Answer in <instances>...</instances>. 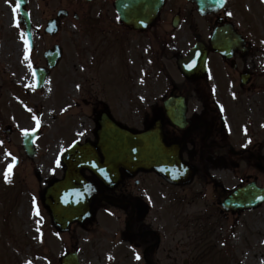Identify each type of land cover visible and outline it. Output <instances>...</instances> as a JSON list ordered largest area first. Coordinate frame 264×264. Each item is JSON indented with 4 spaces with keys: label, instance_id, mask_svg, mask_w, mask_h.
Here are the masks:
<instances>
[{
    "label": "flooded vegetation",
    "instance_id": "1",
    "mask_svg": "<svg viewBox=\"0 0 264 264\" xmlns=\"http://www.w3.org/2000/svg\"><path fill=\"white\" fill-rule=\"evenodd\" d=\"M36 1L44 4L43 13H50L47 17L34 18L32 31L36 46L33 51L25 46V37L21 38L25 29L17 30L16 41L26 47V58L21 64L18 61L17 65L6 67L2 77L4 84L32 83L35 70L47 66V52L61 44L63 60L50 78L56 84H78L79 88L74 89L79 98L91 95L82 102L75 100L74 94L64 97L62 102H54V110L63 108L64 115L74 106L69 125L82 135L80 142L96 143L98 96L84 93L82 86L87 80L83 79L87 68L96 67L104 73L105 79L112 78L113 73L120 76L119 81L131 84L129 99L121 101L126 111L138 115L145 125L160 119L165 143L180 146L182 160L192 169L190 183L181 189L155 174L152 178L143 177L142 190L135 187V177L127 173H123V181L115 190L109 191L98 182L102 193L118 201L119 206L123 203L116 214L109 207L98 205V239L103 230L111 226L110 218L115 215L117 222L112 241L119 249L127 244L137 255L143 249L146 258L160 259L166 248L161 240V226L153 222L168 214L173 215L179 225L210 217L222 219L226 227L231 222L238 225L244 212L240 209L225 211L224 201L249 183L264 187V0H228L222 10L205 17L200 16L196 3L170 0L154 24L143 31H136L120 21L115 10L117 0H101L99 11L86 10L95 2L85 0ZM60 11H66V16L57 21L58 33L50 36L48 22ZM157 36L176 37L182 42L170 44L169 50H159L157 58L161 65L167 58L177 56L178 61L196 50L197 59L206 60V70L193 79L181 76L182 81H170L167 91L152 92L151 39ZM73 37H77V41L72 43ZM77 42L88 43L90 47L95 44V51L83 50L88 51L87 57L94 63L82 59L84 53ZM162 73L166 77V70ZM178 99H183V103L175 102ZM171 100L177 114L185 109L186 119L180 120V125L167 117L165 105ZM57 120L52 117L53 122ZM19 122L20 114L11 106L10 111L0 117V131L9 129L14 136ZM88 126L90 132H87ZM40 146L45 154L33 160L16 146L17 156H0V170L4 174L12 165V174L21 178L26 187L36 179L34 185L38 190L39 175L54 172L48 141L42 139ZM143 199L145 201L140 202ZM150 200L157 209L148 203ZM128 259L132 261L133 257L128 256Z\"/></svg>",
    "mask_w": 264,
    "mask_h": 264
},
{
    "label": "rangeland",
    "instance_id": "2",
    "mask_svg": "<svg viewBox=\"0 0 264 264\" xmlns=\"http://www.w3.org/2000/svg\"><path fill=\"white\" fill-rule=\"evenodd\" d=\"M100 4H98L99 6ZM42 13V12H41ZM46 16V14H44ZM10 10L9 7L6 6V2L3 0H0V85L2 83V73L3 68L5 65H8L12 62H16L19 57V46L15 44V36L11 33L10 29ZM162 43V40H160ZM78 47H85L84 42H78ZM94 48V47H93ZM96 62L98 61V54L95 58ZM85 65V64H84ZM111 75L114 78H119L120 76H116L115 74L111 73ZM86 78V82L83 83V92L84 93H92V95L98 96V99L105 100L106 97L108 100L112 103V105L115 107L116 113L115 115L121 120H124L128 123L129 119L131 121L130 125L135 128H142V121L141 119L138 121L136 120L138 115L129 113L126 111L124 106L118 105V100H112L110 97L114 95H107L108 88H106L107 80L105 79L104 73H100L96 67L87 68V71L84 73L83 79ZM158 86V84H151V87ZM69 93L74 94L75 100L79 99L78 101L82 102L83 100L91 97L89 94L88 96H82L81 98L78 97L75 93V89L73 87V83L67 84V86L64 87ZM5 94L8 96V99H12L7 93L9 92V89L7 88L5 91ZM111 92V91H110ZM60 96V94L57 95V97ZM30 100V104L34 103V110L39 112H46L48 111V104L49 101V95L41 94L37 97H28ZM84 109V108H82ZM51 133V132H50ZM49 143H52L49 141ZM53 146V145H52ZM55 151L60 148V143L55 142L54 144ZM21 180V178H19ZM17 181V180H16ZM24 184V183H23ZM25 185V184H24ZM9 187V184H7L6 189ZM4 194L0 195V218L4 216L5 213L8 214L9 209L7 207V204L5 202V198L9 199L11 193H7V191H4L1 189ZM13 191V190H12ZM1 194V193H0ZM13 195V194H11ZM17 197L23 198L21 192L16 194ZM28 199L31 200V197L28 196ZM21 202V199L18 201V203ZM41 205V203H40ZM38 205V206H40ZM38 206H29V203H24L19 205V210L23 207L20 218L17 217L16 212L13 215V224L16 231H21L22 225H23V232L24 237L26 240L22 241L20 239H17V237H13V248L16 249V251L22 250L28 259V255L35 253V249L38 248L41 252L40 254H44L46 257L43 259L41 264H50L51 261L54 264L55 257L61 256L62 253L67 252H73L78 251L80 260L83 263L87 264H103L104 263V257H106V249L104 248H97L98 241L96 240V233L95 229L93 230L92 234L89 232L92 231L93 225L92 224H85L83 227L81 226H75L73 227L68 233H59L57 229L51 228L50 220L47 217V213H43L38 215L37 209ZM41 207V206H40ZM30 213L34 217L33 222L29 219ZM41 219H43V225H40ZM22 221V223H21ZM32 226L25 228V226L28 224ZM239 228L231 227L230 229V235H232L233 239L229 240V245L231 248V252L237 248L240 250L239 257L240 261L244 264H258L259 259L264 255V208H262L259 211H255L253 213H248L244 219L243 223ZM215 229L218 230L217 235H213L214 229H208L204 233V238L206 241L201 245L202 247L210 242V245H212L213 253L211 254V258H218L222 254L220 249L222 248V243L225 240L224 236L228 235L229 230H224V227L221 225L214 226ZM46 229V232H45ZM21 235V232H18ZM57 234V235H56ZM57 236L54 237V236ZM221 238H219V236ZM33 237V240H32ZM56 238V240L54 238ZM227 237V236H226ZM31 238L30 241L33 242V245L30 241H28ZM170 238V237H169ZM177 238H180L179 235ZM220 239H223L222 242H220ZM54 241V242H53ZM227 241V240H226ZM225 241V242H226ZM6 242V240L0 239V264H22L20 257H17L14 253L10 254L8 252H4L3 250L9 251L10 249L2 243ZM53 243L54 247H53ZM194 246L198 250L201 246L200 243L195 242L194 239ZM201 247V248H202ZM234 248V249H233ZM256 250V252H254ZM5 254V255H4ZM4 255V256H3ZM257 256V258H256ZM6 258H8V262H6ZM203 263L210 264V260L208 263L207 258L203 260Z\"/></svg>",
    "mask_w": 264,
    "mask_h": 264
},
{
    "label": "water",
    "instance_id": "3",
    "mask_svg": "<svg viewBox=\"0 0 264 264\" xmlns=\"http://www.w3.org/2000/svg\"><path fill=\"white\" fill-rule=\"evenodd\" d=\"M118 131L116 127L103 124L100 140H105L103 149L112 157L111 162H108V164L111 163L114 167L122 165L130 168L155 169L168 176H174L178 171L179 163L176 160V154L161 144L155 132L150 131L138 136L125 133L112 135ZM72 181L74 180L72 179ZM58 194L63 197L64 203L62 200H60L61 203L57 201L55 205L57 207H54L55 221L63 229H66L70 222L75 218H79L80 215H69L70 212L65 211V206L73 201L75 202L76 199L80 201L84 199H81L82 197L77 198L79 193L68 191L67 186L61 188ZM245 202H248V199ZM76 259V255L70 256L68 258L69 263L64 262L63 264H77Z\"/></svg>",
    "mask_w": 264,
    "mask_h": 264
},
{
    "label": "snow or ice",
    "instance_id": "4",
    "mask_svg": "<svg viewBox=\"0 0 264 264\" xmlns=\"http://www.w3.org/2000/svg\"><path fill=\"white\" fill-rule=\"evenodd\" d=\"M224 3V0H221V4L223 5ZM20 4H21V0H16V5L15 7L13 8V12L14 13H18L19 12V9H20ZM229 16L232 15L231 12L228 13ZM16 27L19 28L20 27V21L19 19L17 18L16 19ZM25 37V33H21V38L24 39ZM24 43H25V46H27L29 44V41L27 39H24ZM33 75H35V73H33ZM37 125H39V121H37ZM24 135L27 136L29 135V132L27 130L24 131ZM15 159V158H13ZM12 165H9L8 169L5 171V174H4V178L7 182H10L11 181V176H12ZM261 199H264V197H261ZM37 214H39L37 212ZM137 258L139 259V256H137ZM30 264V262H29Z\"/></svg>",
    "mask_w": 264,
    "mask_h": 264
},
{
    "label": "bare ground",
    "instance_id": "5",
    "mask_svg": "<svg viewBox=\"0 0 264 264\" xmlns=\"http://www.w3.org/2000/svg\"><path fill=\"white\" fill-rule=\"evenodd\" d=\"M22 258H23V256H22Z\"/></svg>",
    "mask_w": 264,
    "mask_h": 264
}]
</instances>
